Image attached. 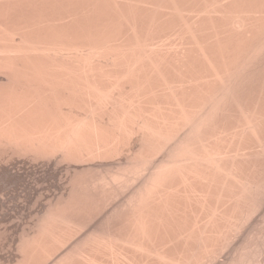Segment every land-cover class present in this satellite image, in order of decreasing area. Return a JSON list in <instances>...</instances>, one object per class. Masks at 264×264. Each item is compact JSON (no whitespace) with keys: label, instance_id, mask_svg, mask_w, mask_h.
Masks as SVG:
<instances>
[{"label":"bare ground","instance_id":"obj_1","mask_svg":"<svg viewBox=\"0 0 264 264\" xmlns=\"http://www.w3.org/2000/svg\"><path fill=\"white\" fill-rule=\"evenodd\" d=\"M21 160L67 182L14 264H264V0H0Z\"/></svg>","mask_w":264,"mask_h":264},{"label":"rangeland","instance_id":"obj_2","mask_svg":"<svg viewBox=\"0 0 264 264\" xmlns=\"http://www.w3.org/2000/svg\"><path fill=\"white\" fill-rule=\"evenodd\" d=\"M24 161H27V160H21L19 162L18 161H15L16 163H14V164L12 163L10 165V169H12L10 172L18 173L17 175L15 174L16 176H10V175H12L10 173L9 176H10L11 179H9L7 177V175H8L7 173L8 172L5 170L4 166L3 165L0 166V169H1V171H0V173H1L0 174V179L1 178L6 179V182L9 184L8 185L9 187H7V185L4 184L5 183L4 182L5 180H4L3 181V184L4 185L3 184L0 185V192L3 190L1 192V193H3L4 190H6L8 188H11V189H8L7 191H5L2 194L3 197H5V194H6V197L4 199H2L3 197H1L2 195L0 194L1 195L0 196V203H1L0 204V219H2V222L0 220V224H3V226L1 225V227H0V236H1L0 237V264H14V263H16V261H18V259L20 258V252L17 249L19 247L18 244L20 242V241L18 242V240H19V238H18L19 237V234H21L24 229H27V230L30 231L31 230V227L34 226V223L33 222L35 221V214L39 211V213H37L39 215H36V216L37 217L41 216L42 213L44 212L43 211L44 210L43 208H45V207H43L44 204H47L46 203L47 201H51L52 199L54 200L53 197H55L56 195L58 196V193L61 194V192L63 191V189L64 190L66 189L65 184H66L67 181H64V180H66L65 179L66 178V175L65 174L63 175V173L59 172L58 170H55L54 167L57 168L56 165H50V167H46V168L44 166L45 169L43 170L42 169L43 166L41 165L42 163L36 164V165L35 164H32L33 165L32 166L30 161H28V162H24ZM28 163L30 164V166H29ZM19 164L22 165V166H20ZM37 165L40 166V167H38ZM13 168H14V171H13ZM18 168H19V170H18ZM33 168H34V170H32ZM48 168H50V169H48ZM39 169H41L42 172ZM36 170H37V172H36ZM19 171H24L25 174H24V172L23 173L22 172L19 173ZM55 171H57V172H55ZM2 172H4V173L7 172L5 174V176L8 179L6 177H4V174ZM43 172H45V173H43ZM2 174H3V176H2ZM60 175H63L62 178H61ZM17 177L18 178L20 177L19 178L20 179V182L19 183L17 182L15 184H13L15 182V180L16 181L18 180ZM60 179H63L62 180L63 181V184H62V182H61ZM2 180H0V181H2ZM0 184H1V182H0ZM11 184L14 185V186L13 187L10 186ZM5 185H6V188L3 189V186L5 187ZM62 185H64L63 188H62ZM1 186H2V188H1ZM60 189H61V192H60ZM130 191L131 190H129V192L127 194V197L129 195ZM2 202H4V203H2ZM262 206H261V208L264 209V206L263 207ZM40 209L43 212H40L41 211ZM263 209H261L262 211L259 210V212L257 213L259 215V216L257 215L258 217L256 215H254V217L256 216L255 221L253 220L254 218L250 220V222L248 223V224H250L249 227L250 226L253 227L252 226L253 221L254 222H257L259 220V217H263V215H262V214H264L263 213L264 212ZM108 211H106L105 214H107ZM105 214H103L102 217H104ZM102 217L100 216L98 218V216H97L98 219L93 220V221H96V222L94 224L92 223L93 224V225L91 224L92 226H89V227L87 226L89 229H86L85 226L87 224L90 225L89 224L90 222L87 223L83 227V229H86V235H85L86 238L89 237V236L87 237L88 234L89 235H92L93 233L95 234V231L97 232L98 230H102V229H99L100 228L99 226L100 225L102 226V222H101V220H103ZM33 219H34V221H33ZM261 219L262 218H260V220ZM29 220L32 221V222H29ZM9 221H10V223H9ZM29 223L32 226H30ZM97 223H98V225L100 223V225L97 226ZM95 224H96V227H95ZM105 224L106 225H109L107 223H105ZM109 227L107 226V228H109ZM246 227H245V229L248 228V227L247 228ZM251 227L249 229H247V230L249 231L251 229ZM94 228H96V230ZM32 229H34V228H32ZM245 229L241 233L242 235L244 233L247 234L248 231H246ZM88 230L90 231V233H92V232L93 233L92 234H90L89 232L87 233ZM29 231L28 232L26 231L27 232V235L29 234ZM80 232H83V234H85L84 233L85 232L84 230L83 231H80ZM25 233L24 234H21V236L22 235H26ZM80 235H81V233H80ZM242 235H239L238 239H236V242L237 243H239V241L243 238ZM76 236L79 237L78 235H76ZM82 236L85 238L84 235H82ZM79 238H82V237H79ZM82 239H81V241H82ZM73 240H71V241H73ZM76 240L78 241L79 239H76ZM76 240L73 241V242L76 243L77 242ZM69 243H68V245H71V246L72 245H75L72 242H71L72 244L71 243L69 244ZM68 245H66V246H68ZM71 246H68V247L71 248ZM65 251L63 250L62 252H65ZM262 251H264V250H262ZM226 254H227V252H226ZM225 255H224V257L222 259L225 258ZM262 255L264 256V253ZM17 257H18V259L16 260ZM226 257H227V255H226ZM262 259L263 260H261V261H263L262 263H264V257Z\"/></svg>","mask_w":264,"mask_h":264}]
</instances>
